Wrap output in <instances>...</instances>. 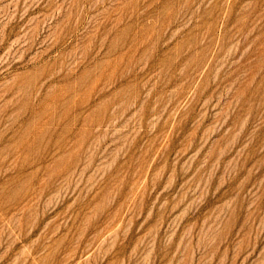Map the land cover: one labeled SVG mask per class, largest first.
<instances>
[{
    "label": "rangeland",
    "instance_id": "rangeland-1",
    "mask_svg": "<svg viewBox=\"0 0 264 264\" xmlns=\"http://www.w3.org/2000/svg\"><path fill=\"white\" fill-rule=\"evenodd\" d=\"M0 264H264V0H0Z\"/></svg>",
    "mask_w": 264,
    "mask_h": 264
}]
</instances>
